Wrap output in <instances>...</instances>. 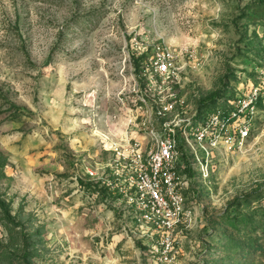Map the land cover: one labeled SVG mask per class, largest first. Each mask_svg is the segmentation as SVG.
Segmentation results:
<instances>
[{"label":"rangeland","instance_id":"374dc122","mask_svg":"<svg viewBox=\"0 0 264 264\" xmlns=\"http://www.w3.org/2000/svg\"><path fill=\"white\" fill-rule=\"evenodd\" d=\"M156 43L179 68L159 81ZM256 86L253 133L189 176L193 221L156 260L127 203L79 176L108 156L94 128L119 93L173 89L188 114ZM0 264H264V0H0Z\"/></svg>","mask_w":264,"mask_h":264},{"label":"built area","instance_id":"2783aa9c","mask_svg":"<svg viewBox=\"0 0 264 264\" xmlns=\"http://www.w3.org/2000/svg\"><path fill=\"white\" fill-rule=\"evenodd\" d=\"M147 61L142 68L147 79L155 75L159 81L179 69L174 51L165 43H156ZM258 90L253 87L234 99L221 97L212 108L188 114H179L184 101L173 89L131 91V100L119 93V106L106 114L105 128L93 130L108 156L90 163L79 160V176L86 175L126 202L135 224L150 236L155 259L173 262L180 253L178 227L193 221L186 206L190 180L179 140L192 167L207 177L214 152L240 150L253 133ZM172 112L178 115L168 119ZM139 113L146 115L140 124Z\"/></svg>","mask_w":264,"mask_h":264},{"label":"trees","instance_id":"16d2710c","mask_svg":"<svg viewBox=\"0 0 264 264\" xmlns=\"http://www.w3.org/2000/svg\"><path fill=\"white\" fill-rule=\"evenodd\" d=\"M219 99H220V97L218 98V100ZM179 146H180V148L182 150L183 157L185 158V161L187 163L185 171H187L189 176H190L193 172H195V169L192 167V164H191L190 158H189V154H188V150L186 149L185 143H184V141L182 139L179 140ZM91 184H92V186H95V184H98V183H93L92 182Z\"/></svg>","mask_w":264,"mask_h":264}]
</instances>
